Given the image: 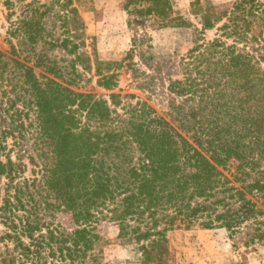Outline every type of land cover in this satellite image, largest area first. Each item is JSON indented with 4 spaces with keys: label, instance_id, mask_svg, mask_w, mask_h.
<instances>
[{
    "label": "trees",
    "instance_id": "obj_1",
    "mask_svg": "<svg viewBox=\"0 0 264 264\" xmlns=\"http://www.w3.org/2000/svg\"><path fill=\"white\" fill-rule=\"evenodd\" d=\"M63 1L66 6L73 0ZM142 1L150 5L138 12L160 14L162 26L191 23L166 17L170 0L128 3ZM27 5L40 17L48 11L36 0ZM191 7L203 30L221 23L220 34L197 42L182 58L183 78L170 80L169 88L184 100L172 103L176 116L170 119L146 101L127 106L112 92L121 61L77 51L84 31L43 38L51 48L75 54L70 81L62 80V68L55 65L45 67L53 77L37 75L19 58L18 46L35 44L45 22L31 16L12 23L10 35L17 36L18 46L10 40L11 54L0 51V110L10 114L0 126L5 155L0 154V176L7 180L0 203L5 227L0 241L6 242L0 255L8 257L3 264H100L107 241L97 226L107 219L118 223L120 238L141 243L143 264H164L167 232L174 229L226 228L233 235L252 221L257 226L246 244L264 240V220L259 219L264 210L249 197L255 191L264 194V180L255 175H264V0H236L224 12L199 0ZM64 19L62 27L75 25L73 18ZM81 66L95 71L98 86L110 91L108 99L71 88L84 75ZM187 102L193 106L186 110ZM121 104L126 114L115 109ZM28 134L37 151L28 154L29 161L40 164V178L24 177L22 155H11L8 139L21 145ZM231 159L252 182L232 184L222 171ZM235 179L241 181L237 174ZM38 194L45 196L41 206L46 210L70 212L74 228L31 219L25 197Z\"/></svg>",
    "mask_w": 264,
    "mask_h": 264
},
{
    "label": "rangeland",
    "instance_id": "obj_2",
    "mask_svg": "<svg viewBox=\"0 0 264 264\" xmlns=\"http://www.w3.org/2000/svg\"><path fill=\"white\" fill-rule=\"evenodd\" d=\"M32 1L11 0L12 5H8L6 0H0V51L10 55V40L18 44L17 36L10 35L12 23L15 20L31 16L41 20L45 22V28L38 31V36L41 38L39 37L35 44L17 45L21 51L18 56L22 61L33 66L35 73L39 76L45 74L53 77L52 74L47 73L46 66L55 65L62 68L64 77L62 80L68 82L75 54L67 52L63 47L51 48L43 38L77 36L84 31V38L82 36L84 44H80L77 51L88 54L96 52L102 59L121 61L120 65H116L120 71L119 82L112 92L119 93L122 96V102L127 106L136 104L138 100L146 101L158 114L167 119H170L171 115L176 116L172 103L177 104L184 100L171 92L169 88L170 80L183 78L182 58L197 42H210L220 34L218 26L221 23L214 28L202 29L200 17L192 12L191 4L195 0H170L172 9H169L166 17L175 21L178 17H183L191 23L168 26L161 25L160 14L138 12L139 9L145 12L150 5V2L146 1L133 4L128 3L129 0H73L66 6H62L66 1L36 0L37 5L48 7V11L41 17L40 12L34 14L32 8L28 7L27 4ZM199 1L204 7L214 6L217 11L224 12L230 11L236 0ZM43 7L40 8L41 11ZM57 12H60L64 18H73L75 25L66 24L62 27L65 19L61 18ZM80 22H82L81 26ZM225 40L229 44L233 42L232 38H225ZM130 50L133 52L126 58ZM39 57L44 60L43 63L38 61ZM261 66L264 68V63ZM79 71L84 75L77 80V83L71 85L72 89L94 94L97 98L108 99L110 91L98 86V76L94 70H84L81 66ZM141 83L145 84L144 88L139 87ZM4 106H7L5 101H3ZM191 106L193 102H187L186 110ZM19 108H21L20 104ZM122 108L123 104L115 109L119 114H126ZM30 114L34 116L33 112ZM7 118H10V114L0 110V126L5 124L4 119ZM27 136L30 138L29 134ZM8 144L9 147L13 146L14 151L11 152L13 158L20 153L23 162L27 165L24 177L40 178V164H32L28 157V154L35 156L37 154L33 137L25 140L21 145L14 144V139L10 137ZM0 154L2 159H5L4 153ZM36 158L39 161V158ZM237 164L235 159H231L225 169H221L236 187L245 186L244 182H252L251 176L241 175L242 171L238 172ZM236 174L240 176L241 181H236ZM255 175L264 180V175L258 172ZM6 182V178L0 176V203L5 194ZM249 197L264 210L263 193L255 191ZM44 198L45 196L40 194L34 195L33 198L25 197L31 219L46 218L54 224L53 226L59 225L62 230H72L74 228L72 214L64 209L46 210L44 206H41V201H45ZM48 200L53 203L54 199L49 197ZM259 219L264 220V215ZM255 226L257 225L254 222L249 221L233 235L226 228L204 229L199 226L168 231L169 252L162 254V260L164 264H264V240L246 244ZM97 227L107 241L100 264H143L141 243L130 237L120 238L117 222L102 220ZM4 231L5 227L0 223V235ZM5 243L0 241L2 254H4ZM2 258L8 257L0 255V264H3Z\"/></svg>",
    "mask_w": 264,
    "mask_h": 264
}]
</instances>
